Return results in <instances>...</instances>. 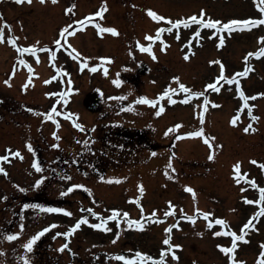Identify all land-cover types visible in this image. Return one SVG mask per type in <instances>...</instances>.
<instances>
[{
    "label": "rangeland",
    "instance_id": "1",
    "mask_svg": "<svg viewBox=\"0 0 264 264\" xmlns=\"http://www.w3.org/2000/svg\"><path fill=\"white\" fill-rule=\"evenodd\" d=\"M87 2H90V0H88ZM6 3L7 4H4L3 0H0V14H2L0 15V25L4 28V39L0 41V87L1 89L7 90L10 95L16 97L19 100L35 96L44 91L47 93L48 91H46V86H43V82L46 78L48 80H51L54 75V71L51 67V53L48 51H40L31 56H22L21 58L23 60H26L27 64H20L17 60V57L20 56V53L13 44L9 43L8 38L10 36L14 35L18 37L19 39L16 41V43L23 47H30L32 45H36L38 47L42 44L46 46H52L55 45V41L57 39H61V29L66 25H72V29L70 30L76 31L71 36L66 37V40L64 39L63 43H65V41L68 42L71 45V48L76 49L78 53L82 54V59L84 57H90L91 59L89 60V64L93 66L100 63L98 59L99 57H106V50L110 49L112 44L116 43L117 45H120V48L126 51L127 47H129L132 42L142 41V36H145L147 34L154 35L156 34L158 28L171 26L168 24L167 20L159 22L154 21L148 15V9L157 12V14L159 15L169 17L172 19V21L189 17L191 16V12L193 14H196L198 12L200 13L201 8H207V6V10L211 15V18L213 15L215 16V7L222 17L226 16V14H224L226 8H231L230 10L235 8L236 13L231 12L228 18H225L226 21L230 19H245L249 16V12L251 14L253 10L257 13L260 11V9L257 7V0H221L220 2H212L211 0H101V7L106 4L107 10L103 13L102 18L96 17V21L103 27L116 28L119 34H116L114 36L104 34L97 36L98 39H102H100L101 41H99V47L97 49H94L88 47V44H90V39H88V36L92 35V28H94L95 25L91 23L84 27H79V29L74 28L78 26L75 23L76 21L83 20L86 16H88L87 14L95 11L94 6L97 3L96 1L90 2V4L85 8L80 7L75 9L70 17L65 13L66 6L68 4L67 0H56V2H53V0H31V3H29L28 0H24L23 3H19L17 2V0H6ZM242 8L245 9L247 13L237 12V10H241ZM156 9H158V11ZM262 15H264V12ZM143 21L146 26H151V32L150 30H144L142 34H137L138 29L142 28ZM5 22L7 25H11V28H8ZM212 31L213 29H206L203 30V33H211ZM189 32L190 31H188L187 34ZM175 34L176 32H173L171 35ZM254 35L256 37V34L248 35L246 37L250 38V41L252 42ZM243 37L244 34H238V36L234 35L232 38V40L238 41V51L235 52L233 50L232 53L236 57H240L243 54V50H245V48L252 49V44L244 41L242 39ZM246 37H244V39ZM5 40L6 44H3ZM37 42L39 43L37 44ZM55 47L57 48V46ZM224 50L227 51V48H224ZM175 54L181 56V50L178 48L175 51ZM214 55L215 53L212 49L208 51V58H212ZM37 56H39V61H37ZM202 59H204V57ZM167 60L168 59L164 58L163 55L160 62H158V66L153 64L154 69H162L161 65L163 64V61L166 62ZM123 61V67H128L129 60L127 57H125V55H123L122 62ZM230 61L232 60L230 59ZM109 63L112 66L111 68H113V66H120V61L118 59L111 60ZM193 64L196 65L197 68L194 69H197L198 72L205 71L203 70V65H201L199 61H196ZM28 65H31L32 67L31 73L28 71ZM209 66L213 69H210L208 67L206 72L209 73L208 75H210L211 77L216 67L214 65ZM13 72H15L14 75ZM117 72L118 71H115L112 76H116ZM260 72V75L263 76V72ZM30 76L32 86L28 87L24 93L22 92V89L24 88V85L28 83ZM183 76L185 77L188 87H190L193 91L198 89V76L195 72H193L192 70L186 71ZM6 80H10V84L5 83ZM179 82L180 81H173L171 78L170 82L164 81L162 82L161 86H164L166 84H168L169 86L173 83L174 85H176ZM31 83H28V85H30ZM246 85L249 91H253V82H248ZM154 86L155 87H152L150 86V83H145L144 85L140 86L141 88H135L131 86L132 88L129 89V87H124L121 92L128 95L130 99L135 100L137 99V97L135 96L136 93L141 94V96H145L148 95L152 90L161 87L159 82H157ZM84 90V87H79L77 89V92L81 96L84 94L82 93ZM206 95L208 96L210 103L208 105V111L204 112L203 124H201L200 121V113L203 112L204 105V97L202 96L195 98L192 97V99L185 104H169L165 102L163 103L165 111L160 116L155 115V112L158 111L160 104H157L155 106H144L140 105L139 103L135 104V111L126 110V112L122 115H119L117 113H110L108 117L111 118V120H117L124 126H130L134 128L148 127L151 136L150 140L153 143L158 144V150L155 151L156 155L154 156L152 155V152H148V154L144 156L145 159L138 160L137 163L128 164L127 166H121L118 169L110 168L114 171L110 170L108 174L106 173L104 175V177L126 178L121 179L119 183H109L107 182V180L101 181L95 176L84 178L82 180V183L86 186H89L90 188L109 192L139 189V185L141 183H143L145 190L151 189L158 191L162 188V185L166 184L172 185V193L180 191L179 194H181L182 191L180 186L186 185L194 189L196 193V199L205 197L211 192L218 195L217 188L219 187L222 189L224 187L223 182L225 181V178H223V175L225 173H228L226 168H228L229 164L238 160L239 157L244 154V152L239 149V146L241 144H239V142H233L230 138V136L233 137L234 135H237V133H240L238 130L236 131V127L232 125V123L230 126L229 122L226 121V116H229V114H231L233 117V112L227 111L226 113H220L215 108V100L218 99L217 103H222V100L219 99L220 97L218 95H214L210 91H207ZM109 97H116V92L114 93L110 91V95L108 96V98ZM72 101H74L75 103L77 101V96L73 97ZM107 102L115 103L117 102V100L108 99ZM257 104H259V102H256V105ZM261 105L264 106V103H261ZM118 117L120 118V120ZM81 120L83 122L82 125H94V120L89 123L90 119L88 117H86L85 119L81 118ZM178 124L181 126L179 128H175V126ZM149 125H151V127H149ZM201 127L204 128V135L202 136L188 137L184 135L185 133L190 131H198ZM169 128H173L174 130L168 135H165V132ZM62 131L63 135L67 134L64 137V140H72V149L77 148L81 145V137H79L80 133L78 130L76 131L72 128H66L62 129ZM177 136H180V139H177ZM205 136L209 138L214 137L215 139H210V142H206L204 138ZM57 143H59L60 145L59 148H63V150L65 151V153L62 151L65 158L57 154L56 152L50 151L42 154L44 158H46V161L52 160L56 163L58 160L62 159L66 161V166H68L70 162L72 164H75L76 161L79 160L82 162L79 171H82L83 169L86 171L90 170L87 167L88 165H90L89 161H83L80 159L76 160L78 156H75L73 158L66 157L73 152L69 149L70 145H66L62 138ZM3 144L5 146L14 145L18 147H21L22 145L21 138L18 134L13 135L12 137H10L9 135H4ZM11 148L13 149L15 147ZM54 149L58 148L54 147ZM95 150L98 151L96 148ZM173 153H175V156H173ZM261 153L264 155V152ZM1 154L2 153L0 152V155ZM74 154H76V152H74ZM213 154L215 155V158L209 159V156ZM262 154L258 152V154L255 153V156H259V160L264 161V157L262 156ZM88 155L89 152H86L85 154L80 155V157L86 158ZM23 157V159H20L18 157L14 160H6L7 163H4L5 161H0V165H5L4 167L7 170H11L14 173L19 174L20 171L17 167L22 166L23 164L25 165V163L28 164L31 161V156L29 153L26 159L24 155ZM253 157H251V159L243 158V161H241L242 165L244 168L250 166L252 175L256 178L258 176V181L262 183L264 181V178L263 180H261V171L256 172L254 170L256 164L252 162ZM170 159L173 167L176 170L174 173H172L174 179H170L165 175V166L169 163ZM103 167L105 168L104 165ZM169 171L171 172V169H169ZM74 172L75 171L73 170L70 172L69 168L64 171L59 170L58 174L60 175L53 178L54 180L58 181L62 179L64 183L62 181H59V183L55 182V186L59 187L61 185L69 184L71 180H74V177H72L69 173ZM65 174L72 177L69 182L66 181L67 179L62 178V176H64ZM19 176H15L14 179H19ZM53 176H55V174ZM4 180H7V178H0V191L6 189L7 187V185L4 184ZM233 187V185H230L228 187L229 189L227 188V190L224 192L228 207H238L235 218L231 219V230L233 225H241L242 227L246 222V216H251L259 211L257 210L256 205H247V207H245L243 202H238L239 199H237V197L239 194L238 192H235V188ZM257 192L258 191L250 192V196L254 194V197L252 198L253 200H256ZM193 199L194 198L192 193H189V202ZM140 203H145V200H141ZM216 213L220 217L223 214L219 211H217ZM2 215L3 211L0 209V217ZM255 223V229L258 232L255 233L253 230H250L247 234V239L253 242L249 244H243L240 251L245 255L247 261L250 264H258L260 260V254L264 252V216L258 217V220ZM196 225L197 224L195 222V224H193L192 226L191 232L193 231V234H199L203 230H207L206 228H202V230L196 229ZM84 226L85 225L82 226L83 228L81 230V234L77 233V231L74 233L77 235L75 241L93 239L90 238V234L88 232L89 230L84 229ZM33 228L34 227H31V229ZM204 237L205 236H202L201 238L200 236L195 235L194 237L189 239L188 237H184L182 241L191 243V247L194 246V253L196 254V256L202 254V251H205L204 247L208 248L207 254L210 251L212 255L206 258L204 255L205 264H217L219 260L217 256L212 253V249L213 246L221 244L220 242L216 241L219 239V237L216 236L208 239H205ZM132 239L139 240L135 237H133ZM61 240L63 242H66L64 237H62ZM144 242L145 239H142L138 245L140 246ZM11 243L12 241L7 240L4 235H0V246L11 248ZM203 245L204 247H202ZM19 248L20 249H18L17 253L19 254V257L21 259V257L25 253V249L23 247ZM236 251L239 252V249H236ZM181 254L184 256V260H186V253L183 252ZM29 256L31 259L30 254ZM129 257H131V255ZM137 264H139V262H137Z\"/></svg>",
    "mask_w": 264,
    "mask_h": 264
},
{
    "label": "snow or ice",
    "instance_id": "2",
    "mask_svg": "<svg viewBox=\"0 0 264 264\" xmlns=\"http://www.w3.org/2000/svg\"><path fill=\"white\" fill-rule=\"evenodd\" d=\"M17 2L19 3H23L24 0H17ZM29 3H31V0H28ZM53 2H56V0H53ZM73 7H75V5H73ZM257 7L260 9L261 12H264V0H257ZM107 10V5L105 4L103 7H101V9L89 16H86L83 20L81 21H76L75 23L79 26V27H83L86 23H94L96 28L99 30L100 34L103 35V33L105 32H110L113 34H119L116 28H104L101 24H99L98 22L95 21V19L93 18L95 17H103V13ZM68 11H71V9H68ZM2 15V14H0ZM148 15L154 20V21H165L167 20L168 24L171 25L170 27L164 28V27H160L157 29L156 31V35L152 36V35H148L146 37V39L148 41H152L155 42L156 40H162V34L164 32H172L173 28H179L181 25H183L185 28H189L192 24H198L200 25V28H198L194 33H193V39L195 37H199L200 36V31L203 28H208V29H215L216 32L213 33V35H215L216 33L220 34L219 37V43H218V47H223L225 44V38H224V32L227 31V33L229 35H231L234 31H243L245 29H251L254 25H260V24H264V19H252V18H248V19H230L227 22H223L220 19H213L210 16L205 19L206 16V12L204 10H201L200 14H193L189 17H185L183 19H176L175 21H172L171 18L169 17H165L163 15H159L157 14V12L148 9ZM6 24V22H5ZM6 26L8 28H11V25H7ZM72 29V25H66L64 28L61 29L60 32V37L61 39H57L55 41V44L57 46V49H59L60 47H64V45H62L61 40L62 39H66V36H70L73 34L74 30H70ZM179 32H177V39H179ZM4 39V28L0 27V41H2ZM9 43L13 44L18 52L20 53V56L17 57V60L20 64H27L26 60H23L21 57L23 56L24 53H32L35 54L37 52L40 51H44V50H48L51 53V59L54 61L56 58V51H52L50 48H48L47 46H45V49H41L38 48L36 45H32L30 47H23L20 46L16 43V41L19 39L16 36H10L9 38ZM261 42H264V36L260 37ZM39 42H37L38 44ZM164 45H165V50L167 47V42L163 41ZM197 43H199V41H197ZM137 47L144 52H147L149 54L152 55L153 59H157L155 52H153V44L149 43L147 46L143 43H140L139 41L136 42ZM188 48H189V52L185 53V59H189L190 58V54H194V52L192 51V39H190L188 41L187 44ZM68 47H71L70 45H68ZM70 55H73L76 59H80V55L76 52L75 49H72ZM259 57V56H264V47L260 48L259 51L257 52H250L248 53V55H246L244 57L245 61H248L250 57ZM91 58L90 57H84L83 60L80 63V71L83 72L86 68H90L91 72H96L98 69L103 68V74L104 76H108L109 75V70L107 67V64L111 61V57H99V61L100 63L95 64L93 66L90 67L89 65V60ZM37 61H39V56H37ZM211 64H220V74L215 78V81L213 82H209L205 85V90L204 91H193L190 87L186 86L184 83H179V87H172L171 85H169L162 93L159 94V96L156 99H149L147 96H138L136 101H134L132 104H128L126 106H121V110H124L125 108L129 111H135V104H139V103H144V104H148V105H152L155 106L158 103H160L161 101H163V99L165 97H168V103L169 104H175L177 103V101L175 99H173L172 97L179 93V92H183L185 93L184 98H183V102L184 103H188L192 97H204V105H203V112L200 113V121L201 124L204 123V112L208 111V105L210 103V100L208 98V96L206 95L208 90H212L214 92L219 93L221 91V89L224 87V83H227L229 85L235 83L237 88L239 89V96L241 98L244 99V105L241 107V109L239 110V112H243L244 107L248 108V115L249 117H251L252 120H257L258 117L254 116L252 113V108L254 107V105H249L248 104V97L245 95V92L243 90V88L241 87L239 80L241 77H247L250 73V71H252L253 69L251 68L250 65H245L243 71H239L237 73H235L234 75H232L231 77L225 75V65L222 61H217V60H213L210 61ZM28 71L31 73L32 72V67L31 65H28ZM15 74V72H13V75ZM57 74L58 75H65L66 73L64 72L63 68H57ZM119 73H117V79L113 80V84H115L116 86H120L121 84L124 83L123 80H121L119 78ZM52 79H56V77H52ZM173 81H180V77L179 76H173L172 77ZM224 82V83H222ZM5 83L10 84V80H6ZM28 83H31V76L29 77V81ZM28 83H26L24 85V89L25 91L28 88ZM45 83H48V81H45ZM231 90V89H229ZM71 89H66L65 92H61V93H47V95L49 96H55L58 95L60 97V100H57V104L60 103L61 100H63L64 104L68 103L67 100V94L68 92H70ZM98 92H100L101 95H103L102 90H97ZM257 95H262L264 96V93H258ZM109 99H115V100H123L126 99V97L123 96H117V97H109ZM252 99H255V97H252ZM217 107H219V105H215ZM199 107V106H198ZM30 111L35 112V109H29ZM165 111V107L163 105V103H160L159 109L158 111L155 112L156 116H160L163 112ZM37 115H40L39 112H36ZM56 115H63L66 118L72 120L73 124L75 125L76 128H78L81 131H85V128L82 124L77 123L75 119H73V116L76 114H69L67 112H58L56 106L54 105L51 109V111L44 113V118L45 120L48 119H52L55 121L56 123V127L57 129H59L60 127V122L58 120H56ZM240 119L239 113L236 116L232 117L231 123L232 125H237L238 120ZM181 125H176L175 128H179ZM149 127H151V125H149ZM174 129L173 128H169L166 132L165 135H168L170 132H172ZM249 130H251L252 132H255L257 129H255L252 124L250 123L247 127L244 128L245 133H247ZM92 131H95V128L92 129ZM184 135L188 136V137H197V136H202L204 135V128L201 127L198 131H190L185 133ZM53 136L55 137V139L57 141H59L61 139V137L54 132ZM177 139H180V136L176 137ZM206 142H210L211 140H214L215 138H209L207 136L204 137ZM80 142V141H78ZM82 143L85 146L89 145V139H85L82 141ZM27 147L30 151L34 152L33 146L31 144V142H28ZM52 147L55 148H59L60 145L59 143L52 145ZM122 147V146H121ZM9 155L13 156V157H19L20 159H23L24 157L22 156V154L20 153L19 150L16 151H11V149L9 148ZM152 155H156L155 152L152 153ZM173 156H175V153H173ZM215 155H210L209 159H214ZM8 160V156H0V161H6ZM253 163H258V161L253 160ZM32 167L35 169L36 172L38 173H43L44 168L41 164V162L39 161V159H35L33 161ZM261 167H264V164L261 165ZM234 168V173L233 175L236 177V183L240 184L241 180L244 181H248V175L247 173H244L243 175L240 174V170H241V163L237 162L233 165ZM169 169H171V172L169 171ZM176 170L172 165L171 159L169 160V163L165 166V175L167 177H169L170 179H174V177L172 176V173H174ZM0 173H4L5 175H7L6 169L0 165ZM85 175H87V173H85ZM64 179L67 180H71L72 177L70 175L65 174V176L63 177ZM46 179L45 176L41 175L39 179H37L35 181V187H39L44 180ZM99 179L101 181H105L107 180V182L111 183V182H116L119 183L121 181V179H126V178H120V177H104V176H100ZM252 187L254 188H259V192H260V198L258 200H250L247 197H244L243 199L249 203V204H259L260 205V210L256 213H254L249 219L248 221L242 226L241 229V233L237 234L236 231L234 230H230L228 222L223 219V218H216L215 220L210 219V217L213 215V213L211 212H201V210L199 208L196 209V212L198 213V215L203 216L205 218V220H207V227L209 229L213 228L214 225H221L222 229L221 231H217L214 232L213 234L215 236H231L232 237V244L231 247H224L223 245H217V247L221 248V250L225 253V254H231L230 255V260H231V264H244L243 261H237L235 259V255H236V249L238 247L237 242L238 241H245L246 240V236L248 234V230L251 228H255L256 227V221L258 220V217L260 216H264V187H259V185L256 183V181L253 179L250 181ZM16 187L22 191V192H27L28 189L27 188H22L20 185H16ZM75 189H84L85 191H87L90 195L92 194V189L87 187L86 185L80 184V183H76V184H71L66 191H62L60 194L61 196H66L69 193H72ZM186 190L189 193H192L193 198H196V193L194 191V189L190 186H186ZM245 189H241V191H244ZM139 192H140V196L134 198L135 199V203L137 205L140 206V210L142 213V216L140 219H133L130 216V213L127 211H122L121 209H117V208H113L111 209V214L108 216H103L101 213L96 212L94 209L89 208L87 209V211L89 213H91L92 216L96 217L98 219L99 222L96 223H92L89 219V217L87 215L80 217V219H78L76 221V223L71 226L69 228L68 231L64 232V233H57V236L63 235L64 237H68L70 239L71 235L73 233L76 232V230L80 229L82 225H90L92 228L94 229H98V230H103L105 232L111 231V229L109 228V221H117L118 223H126L127 228L128 229H140L143 230L145 227V223L147 222H151L153 220H160V217H157V210H153V212L151 214H145L144 213V209H143V205L140 203L141 198L144 195L145 192V188L143 183H141L139 185ZM6 199V197H5ZM133 198H130V200ZM170 205L169 210H167L164 214V219H166L169 215H175V209H176V205L173 204L171 201L168 202ZM24 209H28V208H35V209H39L40 212L42 213H65L68 216H72L73 213L71 211H69L68 209L64 208V207H56V206H49V205H45V204H41V203H25L23 205ZM83 210V209H82ZM181 212H183V209H181ZM197 216L196 215H183L181 217L178 218L177 223L174 225H169L166 229L165 232L168 233L166 239L164 240V244L165 245H169L168 248H164L161 250V254L159 259L154 258L153 256L144 253L142 251H137L135 253L134 256H127V255H123V254H116L115 259L119 260V261H123L124 264H137V261H139V264H148L149 261L152 262V264H165V260L166 257L168 255L169 252H171L172 256L175 257L177 260L179 259V257L177 256L176 252L173 251V249L176 248H181L182 245L179 244H172V230L174 227H179V220L180 219H186L188 221H191L193 224H195L196 220H197ZM23 220V217H22ZM57 227V225L55 223L48 225L46 227H44L43 229H41L40 231L36 232L34 235H32L28 241L22 246L25 249V253L24 255L21 257V261L22 264H31V259L29 256V253H31L33 251L34 245L36 244V242L46 233H48L52 228ZM25 228V225L23 222H21L20 224V229L21 232H14V233H0V235H4V237L11 241V240H15L17 239L23 232ZM199 235L203 236L204 233L200 232ZM119 238V234H117V239ZM115 242V241H113ZM247 242V241H246ZM69 245L68 243L64 244L61 246L60 251H64L66 248H68ZM258 264H264V252H262L260 254V260L258 262Z\"/></svg>",
    "mask_w": 264,
    "mask_h": 264
},
{
    "label": "flooded vegetation",
    "instance_id": "3",
    "mask_svg": "<svg viewBox=\"0 0 264 264\" xmlns=\"http://www.w3.org/2000/svg\"><path fill=\"white\" fill-rule=\"evenodd\" d=\"M100 253H102V254H103V253L106 254V252H104V251H103V252L101 251ZM119 254H123V255H125V251L120 252ZM93 257H96V254H94ZM93 257H92V258H93Z\"/></svg>",
    "mask_w": 264,
    "mask_h": 264
}]
</instances>
